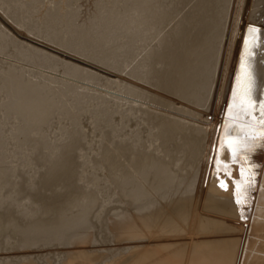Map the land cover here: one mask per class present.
Segmentation results:
<instances>
[{
	"label": "bare ground",
	"instance_id": "obj_1",
	"mask_svg": "<svg viewBox=\"0 0 264 264\" xmlns=\"http://www.w3.org/2000/svg\"><path fill=\"white\" fill-rule=\"evenodd\" d=\"M58 1L0 0V239L12 238L7 243L14 250L0 253V264H264V147L241 151L234 163L222 144L226 137L261 131L249 125L259 119L264 99V0H121L116 9L85 0L89 10L81 23L67 10L79 0H62L64 8L53 13ZM30 4L44 6L37 23L46 39L27 27L14 34V14L29 15ZM117 28L131 29L132 35L144 31L156 42L146 48V74L159 80L151 78L153 94L155 84L163 94L159 85L155 97L149 96L153 89L145 94L129 85L125 95L142 97L141 105L151 98L139 110L151 122L158 120L157 129L164 128L159 141L168 142L179 127V149L161 143L168 155L176 149L179 171L157 162L153 151L105 145L99 160L114 189L101 195L96 177L82 169L89 160H82L85 152L78 147L85 148L89 136L79 144L72 139L79 131L72 130L70 140L50 154L46 137L34 128L56 105L43 95L39 79L59 93L87 77L104 83L114 77L102 71L117 53ZM62 30L105 57L92 54L58 69L55 50ZM14 36L30 47L5 54ZM246 73L254 77L251 115L240 99ZM173 92H179L174 93L178 107L168 110ZM24 153L37 171H25ZM251 165L255 177L248 186ZM114 196L119 197L110 200ZM113 201L117 205H110ZM26 248L33 250L22 254Z\"/></svg>",
	"mask_w": 264,
	"mask_h": 264
},
{
	"label": "rangeland",
	"instance_id": "obj_2",
	"mask_svg": "<svg viewBox=\"0 0 264 264\" xmlns=\"http://www.w3.org/2000/svg\"><path fill=\"white\" fill-rule=\"evenodd\" d=\"M24 1H28L30 3L31 0H24ZM102 1L103 3L106 2L104 6L107 8L116 9L118 7H121V0H117V1L102 0ZM46 5L50 7L49 4ZM55 6L56 8L55 10H53V13H57L58 11L64 8V5L62 4V0H59L58 3L53 7ZM86 6L87 4L85 3V0H79L73 2L72 7L67 8V10L71 9L72 11H74V14L78 17V22L81 23L84 22L85 20L84 14H86L87 10H89ZM43 7H44L43 4H30L29 15L25 13L14 14L12 20V27L14 30V34L17 35L21 31H23L24 28L27 27L28 31L34 34L36 37L42 39L48 38L45 31L40 29L37 23L39 11ZM59 27L62 28V25ZM59 34L62 38V43L61 46H59L55 50V52L57 53L55 57L61 59L58 60L57 62L59 64L58 69H60L61 67L66 68L74 61H77L84 57H88L92 54L94 55V57L96 56L97 59L98 58L102 59L105 57V55H103L101 51L94 50L91 46L87 45L80 37L68 35L64 30L59 32ZM114 36H115L114 37L115 41L117 40L115 44L117 53L113 58H111V61L109 63L111 66H109V68L104 69L102 71L104 74H107L108 72L111 71L110 74H113L114 77L106 81V83H104L103 80H100L98 76L97 77L91 76L85 78L84 80L75 82L69 89L65 91L62 90L59 93H54V91H52L49 88V86L44 85L45 81L39 79L40 81L39 84L43 88L42 89L43 95H46L48 96V98L53 99L56 105L53 109L54 110L53 113L48 118V120L46 122L38 124L34 128V130L37 133V136L46 137V144L44 148L47 149L48 152H51L50 154L56 153L57 149L61 144L66 143L70 140V135L72 130L79 131V134L77 133L79 135L78 139L76 138V136H75L76 140L73 137L76 133L72 136L73 137L72 139L75 142H77V140H80V143L79 141L77 142L79 144L82 143L81 140L84 142L90 138V140H87L85 148L78 147V149L85 152L83 158L84 157L86 158L84 159L82 158V160H89L88 162H86L85 164L86 166L83 165L82 169H84V171L87 173L86 174L84 172L86 175H88L89 173L96 177L95 180L97 182H95V185L97 183L96 185L97 193H100L101 195H106V194L111 195L114 189L113 185L112 184L110 185V183L106 181L107 173L104 174L105 170L104 168H102L103 167V165L101 164L102 162H100L99 160L100 151L103 149L105 145H111V146L123 145L126 146L131 151L143 150V149L145 151L147 150L148 153H151L153 151L154 153L157 154L155 158L157 162H163L170 165L171 164L175 165L174 171H179V155L176 154L175 152L176 149H179V144H178L179 141L177 139L179 138L178 137L179 127L176 128V130L178 129L177 131L176 130L172 131L173 134L172 133L169 134V135H173L172 139H170V137L167 135L169 137L166 138L167 140H169L168 142L166 140L159 141L158 134H161L160 136H162L161 129L163 131L164 128L157 129V125L154 123L155 122L157 123L158 120L156 121L155 119L154 122H151L149 120L150 118L149 119L147 118V115H142L141 111L139 110V106L141 105L143 98L139 96H135L132 99H130L128 96L125 95L126 88L129 85H134L138 87L143 92H145V94H148L149 91L153 89V92H150L149 96L152 94L153 97H155L156 94L159 93H161V95L163 94L162 93L163 87L161 88L159 84H155L156 93L153 94L154 86L153 88H151L152 86L150 85L154 84L155 82L159 83V80L156 81L157 78L153 79L155 77H152L151 75L150 77H148V75L146 74V68L149 64V58L146 52V48H148V46L150 45L155 44L156 42L149 40V38L146 37L144 31L141 35H132L131 29L130 31H120L117 28V31H114ZM13 39H14V43L10 45L9 48L6 49V51L4 52L5 54L13 55L17 52L18 48L30 47L25 41H23L24 39L22 38H18L17 36H14ZM65 59L66 62L68 61L67 63L65 62ZM160 65L161 63H158L156 66L154 65V67H156V69L159 70L163 66L161 65V67L159 68L158 66ZM152 81L153 83L150 84V82ZM64 83L66 84L67 80H64ZM156 85L160 86V89H158L160 90L159 93ZM1 92H2V85L0 79V93ZM174 93L179 94V92H173L172 93L173 95H170V93L168 95L172 97L171 98L172 101L170 100V98H167L168 96L165 97V100L169 99L171 101V103L170 102L169 103L170 105H172V107L168 106L169 108L166 106V109L168 108V110H172V109L175 110V108L178 107L177 101H179V95L176 97ZM149 96L147 99H145V101L146 100L148 102L151 101V98H149ZM175 98H178V100ZM145 101L143 102V104L147 106V104L149 103ZM172 102H174V107ZM144 105H141L140 107H142L143 109ZM145 109H147V107ZM77 115H79L80 120H77L78 118L76 119ZM80 117L82 118V120ZM137 127L139 128L137 129ZM102 128L104 130H102ZM45 129L46 131H44ZM105 129L107 133L105 132L104 135L102 133L105 131ZM136 130L137 131L140 130L141 134H139L140 131H138L139 132L138 133ZM163 132L165 134V131ZM87 133L90 134L87 135ZM108 133L109 136L106 137L107 136L106 134ZM88 136L89 138H87ZM167 136L165 135V137ZM171 140L173 142H171ZM164 142L166 143L164 147L167 148L169 146V150H171V147L174 145L176 148L173 150L174 152L168 151L169 155L166 154V152H164V147L161 144ZM23 148L24 150L28 149V147H26L25 145ZM170 152H172L171 153L172 156L170 155ZM174 153L176 154V156H173ZM26 155H27L26 153L23 154L24 159L22 160L25 171L28 172H34L35 170L37 171L38 167L35 168L34 163H32L30 160H27L28 158H26ZM43 158H45V156ZM76 160L79 161V159ZM39 162H42V159ZM102 169L104 170L103 172L101 171ZM84 173L83 175H85ZM118 197L119 196H114L110 200L112 199L116 200L118 199ZM113 202H111L110 205L113 206L117 205V203L115 202L113 203ZM26 212L29 214L31 213L29 210H27ZM7 240L1 241L0 239L2 243V244L0 243L1 254L6 252L4 250L8 251L10 249L9 252H12L13 250L11 248L12 245L9 246V243H7L10 240H12V238H10L8 241ZM2 246H4L3 249ZM29 250H33V249L26 248L25 250H22L21 253L22 254L27 253V251Z\"/></svg>",
	"mask_w": 264,
	"mask_h": 264
},
{
	"label": "snow or ice",
	"instance_id": "obj_3",
	"mask_svg": "<svg viewBox=\"0 0 264 264\" xmlns=\"http://www.w3.org/2000/svg\"><path fill=\"white\" fill-rule=\"evenodd\" d=\"M253 32H255V29H252ZM243 67V65H242ZM247 82L243 86V95L240 98L242 102V106L246 112V114L251 115L252 112L255 109V101L253 100V92H254V77L250 73H246ZM234 96H236V93H233ZM260 107V113H259V119H256L253 117L254 123L249 125V127H256L258 126L261 131L258 133L256 132H250L245 134L243 137L236 136V137H226L222 144L226 145L229 151L231 152L233 156V162L236 163L238 161L235 160V157L241 152H253L255 151L256 147H264V99H261L259 102ZM245 162L247 163V156H245ZM221 162L218 160L217 165H219ZM227 167V165H225ZM254 165H251L249 167V172L251 173L249 179H248V186H251V183L254 180L255 172L252 171V168H254ZM225 175H228L225 173ZM241 175H244V169H241ZM220 187L227 189L226 183L221 180ZM236 189L239 192L241 189V184H236ZM236 202L239 204L240 197H236ZM241 219H244L243 215L241 216Z\"/></svg>",
	"mask_w": 264,
	"mask_h": 264
}]
</instances>
